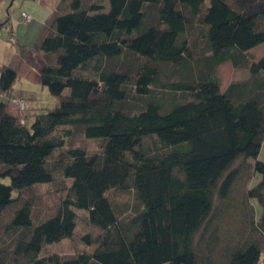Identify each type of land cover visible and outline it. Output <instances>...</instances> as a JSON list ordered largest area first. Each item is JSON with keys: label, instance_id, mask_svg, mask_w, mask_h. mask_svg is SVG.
<instances>
[{"label": "trees", "instance_id": "trees-1", "mask_svg": "<svg viewBox=\"0 0 264 264\" xmlns=\"http://www.w3.org/2000/svg\"><path fill=\"white\" fill-rule=\"evenodd\" d=\"M194 20L199 53L184 37ZM261 44L264 0L59 3L32 49L54 107L28 125L0 98V264H264V54H247ZM18 47L0 65L9 98L32 68ZM227 62L248 76L221 90ZM162 66L177 80L161 83ZM75 133L98 150L68 146ZM46 184L61 195L37 219L29 194ZM114 190L131 191L128 216ZM77 212L97 229L83 249L42 253L73 240Z\"/></svg>", "mask_w": 264, "mask_h": 264}, {"label": "rangeland", "instance_id": "rangeland-1", "mask_svg": "<svg viewBox=\"0 0 264 264\" xmlns=\"http://www.w3.org/2000/svg\"><path fill=\"white\" fill-rule=\"evenodd\" d=\"M68 1L69 0H0V23H6L5 27L0 28V65L8 64L14 55H16L19 48L18 46H22L26 47L28 59L30 56H33L31 60L32 64L35 66L37 59L41 58L40 54H36V52L32 50L39 32L42 31L45 21L53 13L59 3L64 5L67 4ZM205 2L206 4H209V0H205ZM103 11H108V5L104 7ZM22 12L31 18V23L29 22V24L30 26L33 25L32 28L28 26V22H24L20 18V14ZM202 30L203 27L198 24L197 20H194L193 24H191L190 28L186 32V35L184 36L193 51L198 53L205 51L206 49V44L201 34ZM247 54L249 57L255 60L261 58V56L264 54V44L253 48ZM215 72L219 79L221 90H224L231 82L245 80L248 76L247 70L245 68L236 69L229 62L219 65L215 69ZM176 80V74L172 72V68L170 66L161 67V83L165 84ZM2 95L6 100L8 95ZM31 97L33 98L34 102L30 104L20 98L10 96V101H18V104H15L16 108H14V110L10 102H7L9 113L16 117L18 116V119L22 118L26 120L28 125L32 122L33 115L36 112H44L46 109L53 108L55 105V99L44 87H38L36 93H32ZM170 98L171 97L169 95L163 96V102L167 104L170 102ZM19 101L24 103L23 110L19 108ZM67 145L72 147H83L88 152H95L99 148L100 141L97 139H85L82 135L75 133V135L67 141ZM258 159L260 161L264 160V142L262 143ZM248 163L252 164L253 161L248 160ZM245 175L242 176V179L246 178ZM2 182L4 184H9V180L7 178L3 179ZM244 187L245 183L242 185L241 182L237 189L243 191V189H245ZM29 195H31L34 199V201H32L33 217L38 219L43 218L54 211L56 201L61 194L54 192V186L46 184L34 187ZM107 197L113 207H115L118 211L123 212L124 216H128L131 213V208L134 206V200L131 191L120 192L114 190L110 191L107 194ZM77 213V227L73 240H62L59 243L49 245L44 248L42 253H57L61 256H70L78 250L83 249L84 246L80 243V238L84 234L95 232L97 229L87 222L84 212ZM7 217V215L3 217L2 221L5 222ZM232 221L234 222V220ZM236 226L238 225L235 223L230 224L228 227L233 229ZM3 236V230L0 229V238Z\"/></svg>", "mask_w": 264, "mask_h": 264}, {"label": "crops", "instance_id": "crops-1", "mask_svg": "<svg viewBox=\"0 0 264 264\" xmlns=\"http://www.w3.org/2000/svg\"><path fill=\"white\" fill-rule=\"evenodd\" d=\"M28 26H30L29 23H28ZM32 27H33V25L30 26V28H32ZM40 33L41 32H39L37 38L39 37ZM37 38H36V40H37ZM36 40H35V42H36ZM32 57L33 56L29 57V60L31 61V63H32V60H31ZM43 64H44V61H43L42 57L40 59H37L35 66H34V64H32V68L30 70H28L26 72V74H24L19 81H17V83L14 86V90H13L11 96L20 98V99H22V100H24L30 104L33 103L34 100L31 97V95H32V93H36L38 87H40L38 72L42 68Z\"/></svg>", "mask_w": 264, "mask_h": 264}, {"label": "built area", "instance_id": "built-area-1", "mask_svg": "<svg viewBox=\"0 0 264 264\" xmlns=\"http://www.w3.org/2000/svg\"><path fill=\"white\" fill-rule=\"evenodd\" d=\"M20 18H21L22 20L26 21V22H28V21L31 20V18H30L27 14H25L24 12H22V13L20 14ZM3 97H4V96H3L2 94H0V98L3 99ZM7 101L10 102L11 106H16L15 104L18 102L17 100H11V101H10V98H9V97L7 98ZM17 104H18V103H17ZM19 108H20L21 110L24 109V103H23L22 101H19ZM19 122H20V123H24V120H23L22 118H20V119H19Z\"/></svg>", "mask_w": 264, "mask_h": 264}]
</instances>
